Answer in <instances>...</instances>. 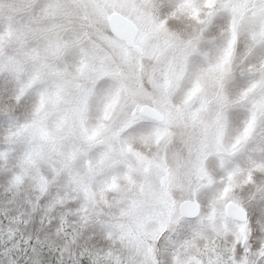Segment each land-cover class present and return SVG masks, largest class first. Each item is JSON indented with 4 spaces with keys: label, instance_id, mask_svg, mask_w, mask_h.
<instances>
[{
    "label": "snow or ice",
    "instance_id": "snow-or-ice-1",
    "mask_svg": "<svg viewBox=\"0 0 264 264\" xmlns=\"http://www.w3.org/2000/svg\"><path fill=\"white\" fill-rule=\"evenodd\" d=\"M0 264H264V0H0Z\"/></svg>",
    "mask_w": 264,
    "mask_h": 264
}]
</instances>
